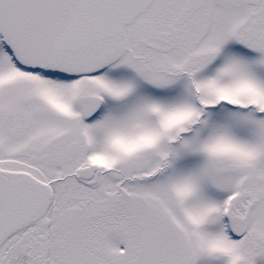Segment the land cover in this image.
<instances>
[{"label":"snow or ice","instance_id":"snow-or-ice-1","mask_svg":"<svg viewBox=\"0 0 264 264\" xmlns=\"http://www.w3.org/2000/svg\"><path fill=\"white\" fill-rule=\"evenodd\" d=\"M0 264H264V0H0Z\"/></svg>","mask_w":264,"mask_h":264}]
</instances>
